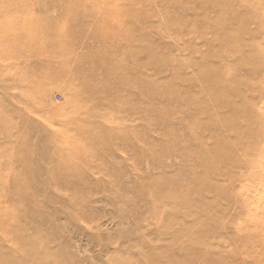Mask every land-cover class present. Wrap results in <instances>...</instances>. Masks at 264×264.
I'll list each match as a JSON object with an SVG mask.
<instances>
[{"label":"rangeland","instance_id":"374dc122","mask_svg":"<svg viewBox=\"0 0 264 264\" xmlns=\"http://www.w3.org/2000/svg\"><path fill=\"white\" fill-rule=\"evenodd\" d=\"M0 264H264V0H0Z\"/></svg>","mask_w":264,"mask_h":264},{"label":"bare ground","instance_id":"6f19581e","mask_svg":"<svg viewBox=\"0 0 264 264\" xmlns=\"http://www.w3.org/2000/svg\"><path fill=\"white\" fill-rule=\"evenodd\" d=\"M110 1H111V0H110ZM118 1H119V0H118ZM75 3H76V2H75ZM137 3H138V2H137ZM242 3H244V2H241V4H242ZM146 5H147V4H146ZM116 8H117V7H116ZM116 11H118V10H116ZM118 12H119V11H118ZM39 28H40V27H39ZM41 28H42V27H41ZM5 40H7V39H5ZM11 43H12V42H11ZM15 49H17V48H15ZM15 49H14V50H15ZM13 52H14V51H13ZM77 57H78V56H77ZM66 165H68V164L66 163ZM68 166H70V165H68ZM187 194H188V193H187Z\"/></svg>","mask_w":264,"mask_h":264}]
</instances>
